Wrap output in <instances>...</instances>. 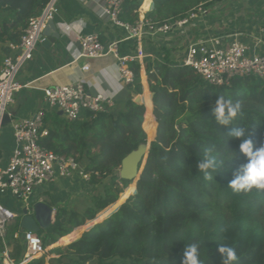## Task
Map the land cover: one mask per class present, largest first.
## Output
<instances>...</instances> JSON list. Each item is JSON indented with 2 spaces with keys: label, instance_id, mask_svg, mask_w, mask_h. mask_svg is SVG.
I'll return each instance as SVG.
<instances>
[{
  "label": "trees",
  "instance_id": "obj_1",
  "mask_svg": "<svg viewBox=\"0 0 264 264\" xmlns=\"http://www.w3.org/2000/svg\"><path fill=\"white\" fill-rule=\"evenodd\" d=\"M216 1L126 0L120 18L133 23L140 18V8L144 12L151 4L148 20L175 21L199 5L209 7ZM48 2L0 0V67L10 53L7 44L20 42L30 19L39 16ZM160 51L161 56L144 60L153 93L150 98L144 76L145 105L131 98L118 111L82 109L74 121L56 109L46 110L48 133L40 144L74 156L90 175L94 189L110 179L102 191L93 193L92 203L83 211L68 204L58 206L54 223L39 232L46 246L57 245L94 224L73 242L53 248L51 252L58 256L50 258L49 264H183L186 246L195 242L200 244L202 264H221L220 244L236 249L237 264H264V190L235 192L229 187V170L213 173L215 179L208 181L196 168L205 148L214 145L227 158L237 144L212 117L210 106L217 96L239 101L242 111L234 125L247 126L253 140L264 143V79L236 76L229 86L217 88L170 49ZM130 65L135 74L131 86L141 94V64L134 60ZM147 134L156 139L135 187L120 178L119 171L126 156L147 144ZM19 229L18 218L8 224L4 237L9 260L15 264L24 260L26 250L23 239L14 236ZM26 264H46V256Z\"/></svg>",
  "mask_w": 264,
  "mask_h": 264
},
{
  "label": "built area",
  "instance_id": "obj_2",
  "mask_svg": "<svg viewBox=\"0 0 264 264\" xmlns=\"http://www.w3.org/2000/svg\"><path fill=\"white\" fill-rule=\"evenodd\" d=\"M88 2L89 0H81ZM126 0H105L103 10L107 21L124 29L127 38L133 39L135 52L132 55H121L119 43L121 39L111 41L107 46L97 33H79L77 39L80 51L75 57L97 58L112 54L119 65V74L122 81L131 85L135 74L131 62L138 60L141 66L146 58L153 59L154 55L147 52L144 39L148 35H157L171 32L175 29H184L192 25L193 21L202 15L208 14L207 7L197 6L186 17L175 21L155 23L146 17L130 23L120 18L122 4ZM59 13L58 0H49L42 13L30 19L19 43H8L10 53L7 54L0 67V130L5 114H9L14 137V147L10 160L5 167H0V194H10L21 204V210L16 211L0 202V240L4 245L3 256L9 259V250L4 237L8 224L22 217V208L29 213L34 212L32 195L34 191L48 183L56 181L58 177H71L78 174L85 181H90L76 158L72 155L57 154L40 144L43 136L47 135L44 129V117L47 109L62 111V117L68 121L76 120L82 109L101 111L112 106L106 103L101 94L90 93L83 82L74 81L67 84H57L44 88L46 108L38 109L29 117H16L10 112L15 103L16 94L25 85L19 80V73L24 64L33 56L38 42L45 40L42 32L49 20ZM260 40L249 45L234 39L226 44L218 36L198 38L190 42L182 51L181 61L191 66L210 84L217 88L229 86L233 77L258 76L264 79V52L259 51ZM84 71L90 69L85 63ZM15 238L23 239L26 250L24 260L26 264L34 258L47 256L51 251L46 246L39 233L33 231H17Z\"/></svg>",
  "mask_w": 264,
  "mask_h": 264
},
{
  "label": "crops",
  "instance_id": "obj_3",
  "mask_svg": "<svg viewBox=\"0 0 264 264\" xmlns=\"http://www.w3.org/2000/svg\"><path fill=\"white\" fill-rule=\"evenodd\" d=\"M152 2L153 0L151 4ZM104 4L105 0H89L86 3L81 0H58L59 13L54 17V21L59 37L49 47L38 42L32 58L22 67L18 77L25 86L17 92L15 103L9 109L13 115L29 117L38 109L46 108L44 88L74 81L83 82L92 94H101L106 103H112L110 107L112 111L122 110L129 99L134 100L132 96L134 90L120 78L118 60L112 54L97 58L75 59L80 51V43L77 39L79 33H97L106 46L115 39H121L118 48L120 54H134V40L127 38L124 29L107 21L103 10ZM207 9L208 14L195 19L188 28L175 29L154 36L148 35L144 39L145 50L155 57L161 56L160 49L166 47L181 61L182 51L190 42L198 38L218 36L226 44L234 39L249 45L260 40L259 51L264 52V0H219ZM148 10L142 12L140 8V18L145 17ZM4 48L5 46L2 49ZM85 63L90 65L87 71L82 69ZM144 76L150 94L143 65L141 94L145 92ZM7 125L4 126L0 151L1 146H4L8 154L0 158V167L8 164L14 147L12 127L10 124ZM93 189L91 183L74 174L71 177H58L56 181L37 188L31 199L46 203L52 201L54 205L51 206L56 217L58 206L66 205L69 199ZM59 245L54 243L49 248L52 250ZM49 259L48 254L46 264H49ZM2 261L3 264H15L4 256Z\"/></svg>",
  "mask_w": 264,
  "mask_h": 264
},
{
  "label": "clouds",
  "instance_id": "obj_4",
  "mask_svg": "<svg viewBox=\"0 0 264 264\" xmlns=\"http://www.w3.org/2000/svg\"><path fill=\"white\" fill-rule=\"evenodd\" d=\"M210 109L216 125L226 129L227 138L237 144L232 155L227 158L219 155L214 145L205 148L202 157L196 162L197 170L208 181L215 179L213 173L229 170L232 175L229 187L235 192H249L254 188L264 190V143L258 145L252 138V130L247 126L234 125L242 111L241 103L217 96ZM218 251L221 264H237L239 257L234 247L220 244ZM183 264H202L199 243L186 246Z\"/></svg>",
  "mask_w": 264,
  "mask_h": 264
},
{
  "label": "water",
  "instance_id": "obj_5",
  "mask_svg": "<svg viewBox=\"0 0 264 264\" xmlns=\"http://www.w3.org/2000/svg\"><path fill=\"white\" fill-rule=\"evenodd\" d=\"M42 36L45 37V40L42 41V44L45 47H49L52 43L56 42L57 38L59 37V33L56 31V24H55L54 19H51L48 21L47 26L42 32ZM132 96L134 97V101L137 104L145 105L144 99H143L144 94H137L136 92H134ZM152 96H153V93L150 92V98ZM59 114L62 115V111H59ZM10 120L11 118L9 114H5L3 121H2V126L4 127L7 124H9ZM153 140L154 139L150 141L148 140L147 144L144 147L132 151L128 156H126L123 159L121 168L119 171L120 178L129 180L131 182L130 184L134 183L136 187L137 181L140 178L143 172L144 166L146 164L147 157L150 151V144H151V141ZM33 206H34L33 213H29L27 208H22V211H21L22 217L20 220V230L22 232L27 230V231H33V232L39 233L41 230L48 229L54 223L55 212H54L53 207L50 204L44 201H36ZM81 235L82 233L79 236L71 239L69 242H67V244L73 242L74 240L79 238ZM2 258H3V253L0 252V264H3Z\"/></svg>",
  "mask_w": 264,
  "mask_h": 264
},
{
  "label": "rangeland",
  "instance_id": "obj_6",
  "mask_svg": "<svg viewBox=\"0 0 264 264\" xmlns=\"http://www.w3.org/2000/svg\"><path fill=\"white\" fill-rule=\"evenodd\" d=\"M140 15V14H139ZM8 126V125H7ZM6 127V126H5ZM5 127H2L1 128V131H0V142H2V139H3V135H4V129H5ZM148 135V140L150 141V140H152L151 139V134H147ZM1 156H0V158L1 157H5V156H7V154H8V150H6L5 148H4V146H1ZM110 182V179L109 178H106V179H104V181L101 183V184H99L98 185V187L96 188V189H93V190H91V191H87V192H84L83 194H80V195H77V196H75L73 199H69V201H68V205L71 207V208H73V209H75V210H78V211H83L84 210V208L86 207V206H88L89 204H91L92 203V198H93V195L95 194V193H98V192H100V191H102V189L108 184ZM135 190V189H134ZM134 191H132L131 192V194L133 193ZM94 193V194H93ZM0 202L2 203V204H4L5 206H7V207H9V208H11L12 210H16V211H18V210H20L21 209V204L14 198V197H12L10 194H0ZM124 202V201H123ZM122 202V203H123ZM121 203V204H122ZM120 206V205H119ZM119 206H118V208H119ZM117 208V209H118ZM106 209V208H105ZM116 209V210H117ZM115 210V211H116ZM114 211V212H115ZM113 212V213H114ZM99 214V213H98ZM88 222V221H87ZM86 222V223H87ZM85 223V224H86ZM94 225V224H93ZM92 225V226H93ZM91 226V227H92ZM90 227V228H91ZM90 228H88V229H90ZM88 229H86V230H88ZM86 230H83L81 233H83L84 231H86ZM60 245L59 246H56L55 248H60V247H63V246H65V245H67V242H63V243H59ZM49 255H50V258H55V257H57L58 255L57 254H55V253H52L51 251L49 252ZM52 255H55V256H52ZM46 257H48V255L46 256Z\"/></svg>",
  "mask_w": 264,
  "mask_h": 264
},
{
  "label": "bare ground",
  "instance_id": "obj_7",
  "mask_svg": "<svg viewBox=\"0 0 264 264\" xmlns=\"http://www.w3.org/2000/svg\"><path fill=\"white\" fill-rule=\"evenodd\" d=\"M151 139H155V137H154V136H152V137H151Z\"/></svg>",
  "mask_w": 264,
  "mask_h": 264
}]
</instances>
